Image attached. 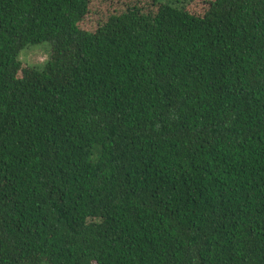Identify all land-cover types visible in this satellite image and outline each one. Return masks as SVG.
<instances>
[{
  "label": "trees",
  "instance_id": "1",
  "mask_svg": "<svg viewBox=\"0 0 264 264\" xmlns=\"http://www.w3.org/2000/svg\"><path fill=\"white\" fill-rule=\"evenodd\" d=\"M196 1L0 0V264H264V0Z\"/></svg>",
  "mask_w": 264,
  "mask_h": 264
},
{
  "label": "rangeland",
  "instance_id": "2",
  "mask_svg": "<svg viewBox=\"0 0 264 264\" xmlns=\"http://www.w3.org/2000/svg\"><path fill=\"white\" fill-rule=\"evenodd\" d=\"M178 1L182 2L183 0ZM200 1L201 0H197L195 3L197 4ZM97 9L101 10V8L99 7ZM49 50V44L45 42L29 44L21 50L19 58L23 63L28 64L29 66L42 69L45 66V62L49 57Z\"/></svg>",
  "mask_w": 264,
  "mask_h": 264
}]
</instances>
